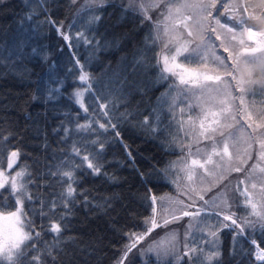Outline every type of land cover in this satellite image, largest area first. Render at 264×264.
<instances>
[{
	"label": "snow or ice",
	"instance_id": "1",
	"mask_svg": "<svg viewBox=\"0 0 264 264\" xmlns=\"http://www.w3.org/2000/svg\"><path fill=\"white\" fill-rule=\"evenodd\" d=\"M0 264H264V0H0Z\"/></svg>",
	"mask_w": 264,
	"mask_h": 264
},
{
	"label": "trees",
	"instance_id": "2",
	"mask_svg": "<svg viewBox=\"0 0 264 264\" xmlns=\"http://www.w3.org/2000/svg\"><path fill=\"white\" fill-rule=\"evenodd\" d=\"M22 2V0H17V3L19 4V3H21ZM45 43H47V41H45ZM81 55L82 56H87V55H89V53H87V52H85V50L82 48L81 49ZM63 59H67V55H65L64 57H63ZM94 69H95V71L96 72H99L100 71V66L99 65H96L95 63H94ZM29 67H31V65H29ZM52 86L54 87L55 86V77H54V80H53V83H52ZM165 191H167V189H165ZM229 240H230V237L227 235V234H225L223 237H222V241H223V243L225 244V245H227L228 243H229Z\"/></svg>",
	"mask_w": 264,
	"mask_h": 264
}]
</instances>
